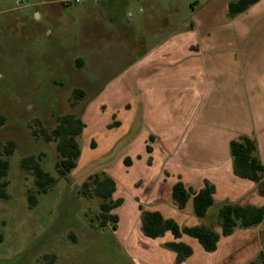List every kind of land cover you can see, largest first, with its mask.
Here are the masks:
<instances>
[{
    "label": "crops",
    "instance_id": "1",
    "mask_svg": "<svg viewBox=\"0 0 264 264\" xmlns=\"http://www.w3.org/2000/svg\"><path fill=\"white\" fill-rule=\"evenodd\" d=\"M238 1L194 0L188 20L160 40L148 38L145 52L90 97L82 116V135L97 140L92 149L124 145L117 169L103 171L116 183L114 199L123 200L112 212L119 218L113 232L136 264H176L165 246L173 242L193 250L181 264H250L262 253L264 222L229 236L218 222L225 203L264 207L259 183L235 173L231 153V142L247 137L264 166V0L231 15ZM178 182L193 194L215 187L208 216L194 214L193 197L177 207ZM140 206L181 228L209 226L221 236L217 249L208 252L185 234L147 237Z\"/></svg>",
    "mask_w": 264,
    "mask_h": 264
},
{
    "label": "rangeland",
    "instance_id": "2",
    "mask_svg": "<svg viewBox=\"0 0 264 264\" xmlns=\"http://www.w3.org/2000/svg\"><path fill=\"white\" fill-rule=\"evenodd\" d=\"M62 1L0 0V153L16 144L9 198H0V264H136L111 227L101 226V200L81 192L90 175L117 169L124 145L92 149L97 140L87 131L79 137L80 166L63 178L56 143L41 130L54 129L57 116L82 117L90 97L127 71L148 38L160 40L188 20L194 0ZM29 156L58 179L46 194L22 168ZM29 194L38 198L32 209ZM255 262L264 264V243Z\"/></svg>",
    "mask_w": 264,
    "mask_h": 264
},
{
    "label": "trees",
    "instance_id": "3",
    "mask_svg": "<svg viewBox=\"0 0 264 264\" xmlns=\"http://www.w3.org/2000/svg\"><path fill=\"white\" fill-rule=\"evenodd\" d=\"M257 1L240 0L237 3H233L230 5V13L231 15H236L248 9ZM75 93L80 97L85 95V92L79 89ZM85 128L86 124L81 116L76 113H69L57 116V125L51 131L41 130V136L46 141L56 143V151L59 157L56 167L63 178L70 175L78 167V160L82 154L79 137L83 134ZM92 147H95V143H92ZM3 149V152L0 153V198L8 199L6 188L9 186V181L7 180L10 169L9 157L14 154L16 144L10 141ZM148 150L150 151L151 148L148 147ZM231 153L234 160L235 173L240 177L249 178L259 183V191L264 196V166L257 155L256 142L247 137L234 140L231 142ZM125 163L130 165L129 160H126ZM21 164L24 170L33 172L38 194H46L58 182L56 177L43 168L39 158L36 156L24 158ZM115 191L116 183L114 179L104 171L90 175L82 183L81 188V192L85 196H95L101 200V226H110L114 231L117 229L119 218L112 212L123 203L122 199H114ZM214 193L215 187L211 184H207L201 191L193 194L192 191L185 188L182 182H178L173 187V200L179 209H184L188 201L193 197L194 214L197 217L204 218L208 216L216 204ZM28 201L30 209L38 205V198L34 194L28 195ZM140 210L142 211V231L147 237L155 239L163 237L167 232H171L176 239H180L185 234L197 239L208 252H213L217 249L221 236L209 226L199 225L181 228L175 221L164 218L159 212L147 211L142 206H140ZM218 222L224 236L231 235L238 228H256L264 222V207L225 203L218 210ZM165 246L177 254L176 264L183 263L193 254L192 248L182 242L167 243ZM250 264L257 263L251 262Z\"/></svg>",
    "mask_w": 264,
    "mask_h": 264
},
{
    "label": "built area",
    "instance_id": "4",
    "mask_svg": "<svg viewBox=\"0 0 264 264\" xmlns=\"http://www.w3.org/2000/svg\"><path fill=\"white\" fill-rule=\"evenodd\" d=\"M82 0H63L62 1V4H63V6H65V7H69V6H71V5H73V4H78V3H80ZM94 1H99V0H94Z\"/></svg>",
    "mask_w": 264,
    "mask_h": 264
}]
</instances>
